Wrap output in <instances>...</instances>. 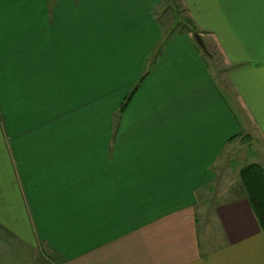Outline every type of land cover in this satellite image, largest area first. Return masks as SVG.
Segmentation results:
<instances>
[{"label":"crops","instance_id":"crops-1","mask_svg":"<svg viewBox=\"0 0 264 264\" xmlns=\"http://www.w3.org/2000/svg\"><path fill=\"white\" fill-rule=\"evenodd\" d=\"M174 1L184 32L162 0H0V264H264L215 191L231 149L264 170V0Z\"/></svg>","mask_w":264,"mask_h":264},{"label":"rangeland","instance_id":"rangeland-1","mask_svg":"<svg viewBox=\"0 0 264 264\" xmlns=\"http://www.w3.org/2000/svg\"><path fill=\"white\" fill-rule=\"evenodd\" d=\"M161 5L162 7L160 8L158 12V19L160 23H162L163 27L167 30V32L168 31L184 32L185 30L190 29V26H192V24L189 21V19H187L188 18L187 15L183 12V10L181 9V7L178 5L176 1L162 0ZM206 57H208V55H206L205 58ZM213 58H214L213 67L215 70V80L218 81V79H220L219 62H218L217 57L213 56ZM223 94L225 93L223 92ZM250 152L251 150L247 152L246 147H243L241 150L234 148V149H231L228 154H224L221 157L220 159L221 163L223 164L225 163L224 167L226 168L227 167L226 162H227L228 169L226 171H223L224 173L221 175L219 180L215 183V191L217 190V193L220 191L224 193L222 194V197L218 198L219 201H222V202L228 201V200H231L233 198L240 196L241 193H244L245 190L243 188L241 179L239 178L238 170L240 167L244 165H247V164L251 165L250 163L252 161H251V156H249ZM244 153H246V158L243 157ZM222 235H223V232L219 228V226L214 227L213 225V229L207 231V238L210 241V244L211 243L213 244V249L217 248L216 247L217 244L221 242ZM12 255H14L13 252L10 255L4 257L5 258L4 264H26L25 261L20 260V259L16 261V263L12 262V257H13ZM17 257L19 258V256Z\"/></svg>","mask_w":264,"mask_h":264},{"label":"trees","instance_id":"trees-1","mask_svg":"<svg viewBox=\"0 0 264 264\" xmlns=\"http://www.w3.org/2000/svg\"><path fill=\"white\" fill-rule=\"evenodd\" d=\"M135 90L136 87L132 90L128 99L131 98ZM124 107L125 104H123L121 110H124ZM239 178L241 179L254 217L264 236V171L259 165L251 164L240 170Z\"/></svg>","mask_w":264,"mask_h":264},{"label":"water","instance_id":"water-1","mask_svg":"<svg viewBox=\"0 0 264 264\" xmlns=\"http://www.w3.org/2000/svg\"><path fill=\"white\" fill-rule=\"evenodd\" d=\"M193 40H194V42L196 43V45H197V46H198V47H199L204 53H206L205 46H204V44H203L202 39L200 38V36L197 35V34L193 35Z\"/></svg>","mask_w":264,"mask_h":264}]
</instances>
